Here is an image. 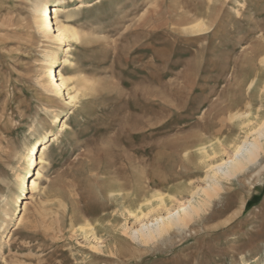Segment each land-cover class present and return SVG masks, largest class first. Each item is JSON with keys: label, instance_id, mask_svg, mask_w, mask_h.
Masks as SVG:
<instances>
[{"label": "rangeland", "instance_id": "rangeland-1", "mask_svg": "<svg viewBox=\"0 0 264 264\" xmlns=\"http://www.w3.org/2000/svg\"><path fill=\"white\" fill-rule=\"evenodd\" d=\"M39 1L0 0V264H264L263 154L201 219L156 244L132 240L139 223L119 206L100 224L86 217L110 204L100 157L129 152L140 132L167 127L162 140L175 141L223 131L241 142L264 122V0H66L60 19L81 42L59 47L37 30ZM197 21L204 30L188 31ZM68 45L59 70L86 90L65 111L68 96L42 72ZM229 110L251 116L232 125ZM47 133L55 139L28 176L40 185L22 212L20 174ZM206 171L194 188L206 187Z\"/></svg>", "mask_w": 264, "mask_h": 264}, {"label": "bare ground", "instance_id": "bare-ground-1", "mask_svg": "<svg viewBox=\"0 0 264 264\" xmlns=\"http://www.w3.org/2000/svg\"><path fill=\"white\" fill-rule=\"evenodd\" d=\"M65 4L66 0L53 2L42 0L33 7L37 30L43 38L58 47L66 43L81 42V35L70 24L71 20L63 22L60 19L65 13ZM204 28L205 24L197 21L187 27V30L197 33ZM71 51L68 45L62 47L61 56L59 53L48 55V66L42 72V84L47 89L60 95L66 93L68 96L65 100V111L86 90V87H81L75 82L67 70L65 72L59 70L60 66L70 63L67 58ZM45 58L47 59V56ZM232 111L229 110L221 115L227 113L232 125L236 120L249 115L247 112L241 113L240 110L235 113ZM54 122L57 125L61 124L62 120L58 117ZM61 126L63 129L66 128L64 122ZM165 128L167 127L140 132L141 139L129 148V152L115 151L109 160L106 155L100 157L98 172L111 175L114 179L113 183L105 188L110 204L102 209L94 208L86 216L97 218L100 224L110 216L107 214L110 208L121 207L128 212L127 214L134 215L139 223L138 227L132 228L130 236L133 241L143 246L156 244L174 229L189 228L211 209L216 199L221 197L225 183H230L244 174L259 162L262 154L264 156V122L241 142L236 137L222 140L223 131H217L215 135L220 137L217 140L206 138L205 134H191L175 141H164L163 137L169 132ZM231 132L232 129L229 127L228 133ZM54 139L53 133H47L29 149L20 174L22 182L20 195L21 198L25 197L20 206L22 212L26 211L30 204L27 202L26 190L27 193L31 188L32 191H36L40 185L38 182L30 184L28 176L32 169L35 170L37 165L43 162L46 151L50 143L53 144ZM230 146L233 148V153L225 159L221 155L226 153V149ZM218 156L221 158H217ZM209 160H212L211 163ZM205 169L207 170L204 178L206 187L194 188L192 179ZM186 193H191V199L184 200L183 194ZM176 203L178 206L173 209L172 204ZM87 227L90 228V232L97 229L92 222H87L85 228Z\"/></svg>", "mask_w": 264, "mask_h": 264}]
</instances>
